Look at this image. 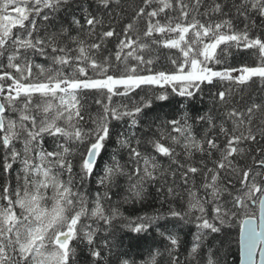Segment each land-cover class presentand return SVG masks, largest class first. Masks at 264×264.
<instances>
[{
	"label": "snow or ice",
	"instance_id": "snow-or-ice-1",
	"mask_svg": "<svg viewBox=\"0 0 264 264\" xmlns=\"http://www.w3.org/2000/svg\"><path fill=\"white\" fill-rule=\"evenodd\" d=\"M232 243L264 264V0H0V264Z\"/></svg>",
	"mask_w": 264,
	"mask_h": 264
},
{
	"label": "trees",
	"instance_id": "trees-1",
	"mask_svg": "<svg viewBox=\"0 0 264 264\" xmlns=\"http://www.w3.org/2000/svg\"><path fill=\"white\" fill-rule=\"evenodd\" d=\"M72 11H75L77 15H80L78 9L73 6ZM70 19V17H69ZM245 58V54H241V59ZM91 102V101H89ZM95 107V106H93ZM197 108H202V105H196ZM164 111H167V107H165ZM109 151H111V146H109ZM116 197H114L115 199ZM238 235V229H235L231 232V237L234 239L236 236ZM188 239H191V237L189 236ZM125 244H127V240H125ZM227 253H228V261L229 264H239V252H238V246L236 243H232L230 248L226 249Z\"/></svg>",
	"mask_w": 264,
	"mask_h": 264
},
{
	"label": "water",
	"instance_id": "water-1",
	"mask_svg": "<svg viewBox=\"0 0 264 264\" xmlns=\"http://www.w3.org/2000/svg\"><path fill=\"white\" fill-rule=\"evenodd\" d=\"M256 259H257V261L259 260V255L257 254V256H256Z\"/></svg>",
	"mask_w": 264,
	"mask_h": 264
}]
</instances>
